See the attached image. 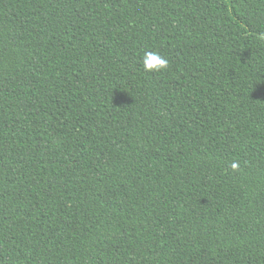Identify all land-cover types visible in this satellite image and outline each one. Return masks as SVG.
<instances>
[{
    "label": "trees",
    "instance_id": "obj_1",
    "mask_svg": "<svg viewBox=\"0 0 264 264\" xmlns=\"http://www.w3.org/2000/svg\"><path fill=\"white\" fill-rule=\"evenodd\" d=\"M0 264H264V0H0Z\"/></svg>",
    "mask_w": 264,
    "mask_h": 264
},
{
    "label": "clouds",
    "instance_id": "obj_2",
    "mask_svg": "<svg viewBox=\"0 0 264 264\" xmlns=\"http://www.w3.org/2000/svg\"><path fill=\"white\" fill-rule=\"evenodd\" d=\"M143 70L151 73H161L166 71L169 67V60L160 55L159 52L148 51L145 52L141 59ZM231 168L235 171L239 169L238 162H233Z\"/></svg>",
    "mask_w": 264,
    "mask_h": 264
}]
</instances>
